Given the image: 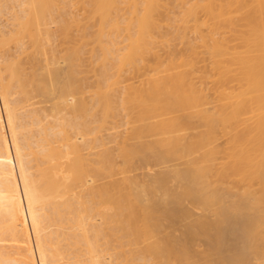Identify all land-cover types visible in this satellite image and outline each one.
Listing matches in <instances>:
<instances>
[{
	"label": "bare ground",
	"instance_id": "obj_1",
	"mask_svg": "<svg viewBox=\"0 0 264 264\" xmlns=\"http://www.w3.org/2000/svg\"><path fill=\"white\" fill-rule=\"evenodd\" d=\"M65 1L0 0V15L8 12V23L13 22V28L4 26L12 29L9 33L0 25V264H264L261 10L237 8L239 15L247 11L242 12L244 19L236 16L245 25L241 27L226 12L243 0H232V5L231 0H220L228 7L205 0L206 9L208 4L221 8L214 12L216 8L208 6L204 13L209 18H201L208 28L217 27L215 32L210 29L213 35L206 23L199 25V12L194 13L197 6L204 7V0H197V6L181 0L182 9L190 5L179 14L182 20L175 13L178 0H79L86 19L83 14L79 19L67 15L71 10L65 11ZM259 1L253 3L264 4ZM10 8L21 12L14 14ZM222 16L224 24L215 27L212 19ZM225 19L242 35H232L234 28H225ZM177 27L183 33L203 30L209 35L193 31L196 39H188ZM218 27L225 31L222 35L216 34ZM54 36L61 39L62 49L52 45ZM178 36L187 41V49ZM85 43L93 45L95 55L91 52L94 59L89 62L97 76L93 103L84 96V78H78ZM175 43L184 48L177 50ZM47 103L51 109L44 107ZM41 111L49 117L67 111L73 117L52 123ZM120 111L125 119L137 116V126H131L134 118L127 120V131L133 128L130 135H109L113 138L104 143L99 133L105 119ZM147 135L151 141L143 139ZM106 144L109 148H102ZM87 147L101 151L89 152L96 155L90 160ZM137 156L144 165L153 160L168 166L138 183L129 175ZM103 179L110 181L98 186ZM74 182L80 188L76 192L89 190V198L82 192L70 194ZM165 219L189 222L184 230L177 228L181 236H172L169 231L174 233L179 221L170 226ZM201 239L208 245L196 253Z\"/></svg>",
	"mask_w": 264,
	"mask_h": 264
},
{
	"label": "rangeland",
	"instance_id": "obj_2",
	"mask_svg": "<svg viewBox=\"0 0 264 264\" xmlns=\"http://www.w3.org/2000/svg\"><path fill=\"white\" fill-rule=\"evenodd\" d=\"M67 1H68V0H67ZM67 1H65V2H67ZM74 1H75V0H74ZM74 1L71 2V0H69L68 3H67L68 5L66 4V6H67L66 8H68V9L65 8V11H67V12L69 13L70 10H71L70 14H67V13H66V14L69 15V16H70L71 14H72L71 16H73V14H74V15L77 17V19L81 18L82 14H83L84 16H83L82 18H85V19H86L85 15L88 16V14H87V12H83V10L85 9V8L82 7L83 4L81 3V4H82V5H81V8H82V9H81L80 6H79V4H80V3H79V0H76L75 2H74ZM81 1L84 2V3L86 2L85 0H81ZM81 1H80V2H81ZM182 1H183V0H182ZM185 1L187 2V1H189V0H185ZM199 1H200V0H199ZM202 1H203V0H202ZM209 1H211V0H209ZM209 1L207 2V1L204 0V2H202V4L204 5L205 2H206V3H209ZM215 1H218V0H215ZM215 1H213V2H215ZM235 1H239V0H235ZM235 1H234V2H235ZM243 1H244V0H243ZM243 1H242V3H240V4H239V3H238V4L235 3L233 6H230L229 8H227L228 10H231L230 8L232 7V8H233L232 10H234L233 12L231 11L232 15H231L230 12H226V14H230V15H228L229 18H230V16L232 17V18H230L231 20H232L233 17H234V19H233V20H234V23H236V22H235V21H236V20H235L236 16H240V15H241V16H244L243 19L245 18V15H244V14L242 15V12H247V11H245V9L249 11L251 8H254L255 10L258 9L259 12H260V10H261V12L264 11V4H259V5H257L258 2H257V3H253V2H255L256 0H255V1L252 0V1H253L252 3H249L250 0H246V2L248 1V4L245 3V5L243 4L245 1H244V2H243ZM261 1H262V0H261ZM261 1H259V2H261ZM180 2H181V0H180V1H179V0L176 1L177 9L175 8V10L178 11V12H175V13L178 14V15H176V16H178V18H179V14H181L180 17L183 15V14H182V10H184V9H188V7L190 8V5H193V6H194V5L196 4L195 2H197V0H192V1L190 0L189 2H187V4L189 3L190 5H187V6L184 5L185 8L183 7V9L181 8L182 5L179 4ZM200 2H201V1H200ZM221 2H222V1H221ZM221 2H220V0H219V1L216 2V3H218V4L220 3V4H221ZM226 2H229V1L226 0ZM231 2H232V0L230 1V3H231ZM239 2H241V1H239ZM250 2H251V1H250ZM19 3H20V2H18V4H19ZM70 3H73V4L75 3L76 6L72 4L71 7H69V6H70ZM78 3H79V4H78ZM177 3L179 4V6H178ZM182 3H183V2H182ZM198 3H199V2H198ZM198 3H197L195 6H197ZM211 3H212V2H211ZM223 3H225V1H223ZM223 3H222L221 5H223ZM77 4H78V5H77ZM199 4L201 5V3H199ZM232 4H233V2H232L231 4H229V5H232ZM246 4H247V5H246ZM13 5H14V4H13ZM16 5H17V3H16ZM180 5H181V7H180ZM212 5H213V4H212ZM227 5H228V4H226V6H227ZM18 6H20V4H19ZM18 6H16V7L18 8ZM64 6H65V5H64ZM72 6H75L74 8H76V9H74ZM83 6H85V5H83ZM208 6H209V4L207 5V9H208ZM213 6H214V5H213ZM213 6H211V4H210L209 7H212V8H213ZM219 6H220V5H219ZM219 6L216 4V5L214 6V8H216V9H213V10L211 9V10H212V11H214V10L217 11L218 8H219ZM223 6H224V5H223ZM226 6H224V7H226ZM245 6H246V8L244 9V11L240 12V15H239V13H235L236 11H239V10L241 11V8H242V10H243V8H244ZM11 7H12V6H11ZM16 7L13 6V8H16ZM77 7H78V8H77ZM178 7H180V8L178 9ZM201 7H202V6H201ZM201 7L199 6V8H198V6H197V8L195 7L196 9L194 10V13H196V12L198 13V12H199L197 15H195V16H198L197 18H200V22H201V23L199 22V25H202V24H204V23L207 24L208 22H204V21H207V19L209 18V17L207 18V16H206L207 9H206L205 5H204L205 8L202 7V8H203V11H202V10H199ZM227 7H228V6H227ZM20 8H21V7H20ZM69 8H70V9H69ZM237 8H240V9L238 10ZM249 8H250V9H249ZM10 9H11V8H10ZM10 9H8V11H9ZM21 9H22V8H21ZM21 9H18V10L20 11ZM77 9H78V10H77ZM122 9H124V8H122ZM204 9L206 10L205 13H204ZM209 9H210V8H209ZM219 9H221V8H219ZM223 9H224V8H223ZM227 9H225V10L227 11ZM235 9H236V10H235ZM254 9H253V10H254ZM12 10L14 11V12H13L14 14H15L16 11H18V10H15V9H11V11H12ZM63 10H64V9H63ZM72 10H73V11H72ZM196 10H197V11H196ZM198 10H199V11H198ZM251 10H252V9H251ZM251 10H250V11H251ZM253 10H252V12L249 11V13H253ZM255 10H254V11H255ZM6 11H7V10H6ZM11 11H9V15H11V17H12V14H13V13H11ZM65 11H64V12H65ZM76 11H77V12H76ZM84 11H86V10H84ZM123 11L126 12L125 9H124ZM123 11H122V13H123ZM195 11H196V12H195ZM208 11H209V10H208ZM215 11H214V12H215ZM258 11H257V14H255V15L252 14V15L257 16V15H258ZM20 12H21V11H20ZM72 12H73V13H72ZM180 12H181V13H180ZM219 12L221 13V11H219ZM261 12H260V15H261V16L259 15L260 17L264 16ZM7 13H8V12H6V13L4 14V16H5ZM18 13H19V12H18ZM126 13H127V12H126ZM208 13L212 14L211 12H208ZM208 13H207V15H208ZM217 13H218V12H217ZM249 13H247V14H249ZM19 14H21V13H19ZM210 14H209V16L214 17L213 15H210ZM224 14H225V11H224ZM1 15H2V16H1ZM1 15H0V22H1L0 25H1L2 29H1V28H0V29H1V31L4 29V30H6V31L3 30L5 33H9V30H12V29H9L8 27H4V26H7V24H8V26L10 25V27H12L13 25H11V23H13V22L8 23V21H12V18H9L8 15H7V17H8L9 19L6 20L7 17H6V16L4 17L3 14H1ZM77 15L79 16V18H78ZM123 15H124V13H123ZM250 15H251V14H250ZM250 15H249V17H250ZM75 16H73V17H75ZM195 16H194V18L196 19ZM215 16H216V15H215ZM220 16H221V15H220ZM224 16H225V15H224ZM224 16H222L220 19L218 18L219 21H218V19H216V20H217V21H216L215 19H212V18H211V19L214 20L215 23H216V25H214L215 27L218 25L217 22H220L222 19L226 18V17H224ZM226 16H227V15H226ZM228 16H227V18H228ZM259 16H258V17H259ZM1 17H3V18H1ZM249 17H248V18H249ZM96 18L98 19V17H96ZM96 18L94 17V19H96ZM201 18H202V19H205V20H204V21H203V20L201 21ZM214 18H215V17H214ZM216 18H217V16H216ZM254 18H255V17H254ZM256 18H257V17H256ZM85 19H84V20H85ZM97 19H96V20H97ZM179 19H180V18H179ZM211 19H210V20H211ZM236 19H238V18H236ZM82 20H83V19H82ZM82 20L80 19L81 22H82ZM87 20H88V17H87ZM87 20L83 21V23L85 22V26H86V22H88ZM91 20H93V19H91ZM180 20H182V19H180ZM180 20H178V21H179V22H178L179 24H180V22H182V21H180ZM231 20H230V22H233V21H231ZM240 20H242V19H240ZM246 20H247V16H246ZM257 20H258V18H257ZM259 20H263V18H261V19H259ZM89 21H90V18H89ZM97 21H98V20H97ZM194 21H195V20H194ZM197 21H198V19H197L195 22L197 23ZM214 21H211V23H212L211 26H213ZM224 21H225V24H226V26L224 25V27H225V28H228L229 31H231V29L233 30V28L236 27V24H235V26H233V23H232V25H231L230 22H229V24H230L231 26H233V28L230 29V28L227 26V23H228V22H226V19H225ZM263 21H264V20H263ZM91 22H92V21H91ZM203 22H204V23H203ZM238 22L241 23V25H242V22H240L239 19H238ZM243 22H245V21H243ZM5 23H6V24H5ZM89 23H90V22H89ZM89 23H87V24H89ZM193 23H194V22H193ZM220 23H223V22L221 21ZM80 24H81V23H80ZM206 24H204L205 27L207 26V28H205V29H206V30L208 29V30L211 32L210 29H211L212 27L208 28L210 24H209V25H208V24L206 25ZM223 24H224V23H223ZM229 24H228V25H229ZM244 24H245V23H244ZM53 25H54V24H53ZM82 25H83V24H81V26H82ZM90 25H91V27H92V24H90ZM90 25H88V26H90ZM199 25H198V26H199ZM219 25H220V24H219ZM221 25H222V24H221ZM237 25H238V23H237ZM177 26H180V25L177 24ZM192 26H193V24H192ZM231 26H230V27H231ZM244 26H245V25H242L241 27H244ZM91 27H90V28H91ZM180 27H181V26H180ZM180 27H177V28H178V29H177V32H178V30H179ZM200 27H202V26H199V29H203V28H204V27H203V28H200ZM220 27L222 28L223 26H220ZM237 27H238V26H237ZM6 28H7V29H6ZM12 28H13V27H12ZM76 28H77V27H75V28L73 29L75 32H76V30H77ZM193 28L195 29V27H193ZM216 28H217V27H216ZM216 28H212V29H214V32H215V29H216ZM218 28H219V27H218ZM221 28H219V29H221ZM225 28H224V29H225ZM245 28H248V27H245ZM92 29H93V30H92L93 32L97 30L95 27H92ZM94 29H96V30H94ZM181 29H182V28H181ZM181 29H180L179 31L184 30V29H182V30H181ZM196 29H198L197 24H196ZM205 29H203V30H205ZM219 29H218V30H219ZM239 29H241L240 26H239L238 29L236 28L237 31H239ZM187 30H188V29H187ZM187 30H186L185 32H187ZM203 30H200L201 33L204 34V35H206V36H208V35H209V32L205 31V32H206V34H205V32H204V33L202 32ZM225 30H226V29H225ZM228 30H227V31H228ZM3 31H2V32H3ZM190 31H191V30H190ZM190 31H189V33H190ZM193 31H195L194 33H197V32H198V30H197V32H196V30H192V31H191L192 34H191V33L188 34V32H187L186 34H187V35H190V36H187L188 39H194V38H195V37H194L195 34L193 33ZM200 31H199V32H200ZM212 31H213V30H212ZM216 31H217V29H216ZM222 31H224V30L221 29V30H219L218 33L216 32V34L219 35L220 32H222ZM229 31H228V34H229ZM243 31H244V29H243ZM247 31H248V30H247ZM247 31L245 30L246 33L250 32V31H248V32H247ZM75 32H74V34H75ZM185 32H184V33H185ZM199 32L197 33V36L199 35ZM224 32H225V31H224ZM224 32H223V35L225 34ZM245 32H243V34H246ZM76 33H78V31H77ZM79 33H80V32H79ZM79 33H78V34H79ZM179 33H180V32H178V34H179ZM184 33H183V31H182V33H180L179 35L182 34L181 36H183ZM211 33H212V32H211ZM211 33H210V34H211ZM230 33H235V34H232V35H234V36H236V34H238V33H240V34H238V36L242 35V34H241V33H242L241 31H239V32H235V28H234V32H230ZM193 34H194V36H193ZM212 34L214 35V33H212ZM212 34H211V35H212ZM226 34H227V33H226ZM228 34H227L226 36H228ZM75 35L77 36V34H75ZM218 35H215V36L218 37ZM220 35H222V33H221ZM229 35H230V34H229ZM7 36H8V34H7ZM52 36H53V35H52ZM181 36H178L179 39L177 38V40H181V38L183 39V37H181ZM230 36H231V35H230ZM234 36H233V37H234ZM57 37H58V36H57ZM57 37L54 36L55 39H53V37H52V40L54 41V43L52 44L53 41H51V40H50V43H51L52 45L55 44V47H57V44H58V46L61 47V39H58L59 37H58V38H57ZM197 38H198V37H197ZM57 39H58V40H57ZM195 39H196V38H195ZM25 40H26V39H25ZM27 40H28V38H27ZM27 40H26V41H27ZM177 40H176V41H177ZM26 41H25V42H26ZM59 41H60V42H59ZM27 42H29V41H27ZM27 42H26V43H27ZM180 42H181V41H180ZM180 42L177 41V43H180ZM198 42H199V41H197V43H198ZM26 43H25V44H26ZM177 43H175V45H176ZM181 43H183L184 45H186V44H187V41L183 39ZM27 44H28V43H27ZM27 44H26V45H27ZM29 44H30V42H29ZM86 44H87V45H86ZM88 44H89V45H88ZM199 44H201V43L199 42ZM233 44H234V43H233ZM85 45L87 46V47H86V46L83 47V49H85V50L81 49V50H83V51H85V52L81 53V55H80L81 57L83 56L84 59H83V57H82V58H80V61H78V69H79V67H80L81 70H79V71L82 72V73H81V72H78V73H80V74H78V75H81L80 77L78 76V78H79V79H81V78L83 79V78H84L83 81H85V82L82 81V82H83L82 85L85 83V85H84L83 87H86V88H84V92H86V93H84V96L86 95L85 97H88V98H89V99L87 98V101H88V100L91 101V98H92L91 96L93 95V93L96 91V88H97V86H96V85H97V84H96V83H97V80H96L97 78H96V79L94 78V77H97V76H95L96 71L94 70V68H93V67L90 68V66H93V64L90 65V63H89V62L92 63V62H93L92 60L94 59L93 56L91 55V52H93V48H92L93 45L91 44V45H92V46H91L90 43H85ZM178 45H179V46H178ZM178 45H176V49H177V50L179 49V47H181V49H182V47L184 46V45L182 46V45H180V44H178ZM13 46H14V44H13ZM27 46H28V45H27ZM119 46L122 47L123 44L120 43ZM197 46H198V45H197ZM231 46H233V45L231 44ZM236 46L240 47L239 45H236ZM10 47H12V45L9 46V48H10ZM88 47H89V48H88ZM188 47H189V46H188V44H187L186 49H187ZM201 47H202V45H201ZM201 47H200V45L198 46V48H201ZM234 47H235V46H234ZM7 48H8V47H6V49H7ZM29 48H30V47H29ZM90 48H91V49H90ZM183 48H184V47H183ZM202 48H203V47H202ZM13 49H15V48H12V50H13ZM58 49H59V48H58ZM60 49H62V47H61ZM12 50H11V51H12ZM90 50H91V51H90ZM179 50H180V49H179ZM9 51H10V50H9ZM9 51L7 50L6 53L8 54ZM88 51H89V52H88ZM13 52H15V50H13V51L11 52V54H13ZM86 52H87V53H86ZM85 53H86V55H85ZM7 54H6V55H7ZM64 54H65V53H64ZM82 54H83V55H82ZM90 55H91V56H90ZM93 55H94V52H93ZM8 56L11 57L12 55L8 54ZM14 56H15V55H14ZM14 56H13V57H14ZM88 56H89V57H88ZM94 56H95V55H94ZM91 57H92V58H91ZM90 58H91L92 60H91ZM81 59L83 60V63H82V64H81V62H82ZM90 60H91V61H90ZM79 62H80V63H79ZM88 64H89V65H88ZM80 65H82V66H80ZM26 66H27V65H26ZM27 67H28V66H27ZM81 67H82V68H81ZM64 68H66V64H65V63H64ZM87 68H88V69H87ZM89 68H90V69H89ZM89 71H90V72H89ZM111 72H113V71H111ZM83 74H84V75H83ZM85 74H86V75H85ZM92 75H93V76H92ZM82 76H84V77H82ZM85 78H86V79H85ZM87 78H88V79H87ZM91 79H92V80H91ZM88 80H89V81H88ZM136 81H137V80H136ZM91 82H92V83H91ZM135 83H136L135 85H139L138 82H135ZM90 84H91V85H90ZM122 85H124V84L122 83L121 86H122ZM92 86H93V87H92ZM119 86H120V85H119ZM121 86H120V87H121ZM95 87H96V88H95ZM123 87H124V86H122V88H123ZM85 90H87V91H85ZM89 90H90V91H89ZM87 94H88V96H87ZM89 94H90V95H89ZM90 97H91V98H90ZM34 101H37V99L34 100ZM90 101H88V103H93V102H92L93 99H92L91 102H90ZM39 104H41V103H39ZM43 104H44V103H43ZM47 105H49V106H47ZM90 105H91V104H90ZM42 106H43V105H42ZM42 106H41V105H40V106H39V105H37V106L35 105L34 107H40V108H41ZM45 106H47V107H49V108L51 109L50 103H49V104H48V103L45 104L44 107H45ZM44 107H43V108H44ZM50 109H49V113L47 112L48 114H50ZM46 111H48L47 108H46ZM51 111H52V110H51ZM41 112L43 113V111H41ZM44 113L46 114L45 111H44ZM44 113H43V114L40 113V115H41V116H42V115L45 116ZM52 113H53V116H55V117L52 116L54 119H51V118H52V117H51ZM52 113H51L50 117L46 114V115L50 118V120H52V123H53V121H56V120H58V119H60V120L64 119V120H65V118L67 119V118H71V117H73V116L70 117L71 114H70V113L68 114L67 111H66V113H64V111H63V113L61 112V115H56L54 112H52ZM54 114H55V115H54ZM58 114H60V113H58ZM63 114H65V115H63ZM123 114H124V115H123ZM123 114H122V112L120 111V114H119V113L116 114L114 118H113V117H112V118L110 117V119H113L114 121H113V120H110V119L108 120V118L105 119V120H106L105 123H104V124H105V129H104L105 131L102 130L101 132H103V133H101V132L99 133V136H103L102 139H104V143H108V142H105V141H107V140L109 141L111 138H113V137L116 136V135H117V136H116V139H117V138H118V135L121 136V135L123 134L124 131L127 132V134H128L129 132H132V131H133V128H132V127H134L133 124H134L135 126H137L136 123H133V122H135V118H138L137 116H136V117H133V116H132V117L129 118V119H125V117H126V116H125V112H123ZM66 115H69V116H68V117H65ZM63 116H64V118H63ZM97 116H99V114H98ZM118 116H119V117H118ZM134 116H135V115H134ZM117 117H118V120H117ZM49 118H48V120H49ZM120 118H121V120H120ZM127 118H128V116H127ZM133 118H134V120H133ZM30 119H31V121L33 120L32 118H30ZM130 119L133 120V121H130ZM139 119H140V117H139ZM139 119H136V121H138ZM27 120H29V119H27ZM127 120H129L130 122H132V123H131V124H132V125H131V126H132V127H131L132 130L129 129V132L127 131V130H128L127 128H130V125H127L128 123L125 124V122H127ZM29 121H30V120H29ZM31 121H30V123H31ZM151 121L154 122V119L151 120ZM155 121H156V119H155ZM138 122H139V121H138ZM138 122H137V123H138ZM140 122H141V121H140ZM140 122H139V123H140ZM107 123H108V124H107ZM113 123H115V126H116V127L114 126ZM121 123H122V124H121ZM31 124H32V123H31ZM129 124H130V123H129ZM51 125H52V124H51ZM92 125H93V124H92ZM96 125H99V124H98V123H95V125H93V126L96 127ZM108 125H109V126H108ZM119 125H120V126H119ZM138 125H139V124H138ZM140 125H141V123H140ZM31 126H34V125H31ZM107 126H108V127H107ZM112 126H113V129H112ZM118 126H119V127H118ZM109 127H111V128L109 129ZM123 127H124V128H123ZM107 128H108L110 131H109ZM125 128H126V130H125ZM106 129H107V130H106ZM35 130H36V129H35V127H34V131H35ZM110 132H111V133H110ZM115 133H116V134H115ZM120 133H121V134H120ZM133 133H134V132H133ZM107 135H108V136H109V135H111V136L114 135V136H113V137H111V136L107 137ZM124 135H126V133L123 134V137H124ZM129 135H130V133H129ZM135 135H138V134H135ZM135 135H134V136H135ZM151 135H152V134H151ZM132 136H133V135H132ZM142 136L144 137V134H143ZM142 136H141V137H142ZM145 136H146V135H145ZM154 136L156 137V135H153V137H154ZM105 137H106V138H105ZM123 137H122V138H123ZM148 137H150V136L147 135V137H146V138H143V139H146V141H151V140H150L151 137H150V139H149ZM153 137H152V139H153ZM155 137H154V138H155ZM157 137H158V136H157ZM107 138H108V139H107ZM109 138H110V139H109ZM114 138H115V137H114ZM128 138L130 139L129 141H132L131 138H130V136H129ZM135 138H136V137H135ZM147 138H148V140H147ZM79 139H81V138H79ZM79 139H78V140H79ZM113 140H114V139H113ZM120 140H121V138H120ZM137 140H139V139L136 138V141H137ZM80 141H81V140H80ZM102 141H103V140H102ZM118 141H119V140H118ZM112 143H113V142H112ZM116 143H117V142H115L114 147H115V145H117ZM133 143H134V142H133ZM133 143H131V144H132V145H135L137 142H135V144H133ZM128 144H130V143L128 142ZM106 145H107V144H106ZM109 145H111V143H110ZM109 145H107L106 147L103 146L102 148H107ZM111 146H113V144H112ZM111 146H110V147H111ZM116 147H117V149L119 148L118 146H116ZM116 147H115V148H116ZM97 148H98V149H97ZM97 148H96L97 151H98V150L101 151V150H100L101 148H99V147H97ZM108 148H109V147H108ZM111 148H113V147H111ZM115 148H114V149H115ZM93 149H95V148H93ZM117 149H115V150H117ZM84 150L86 151L85 148H84ZM84 150H83V151H84ZM87 150H89L88 147H87ZM96 150H93V151H92V149H91V151H90V150H89V151H86L87 154H85V155H88L89 152H94V151H96ZM99 151H98V152H99ZM113 151H114V150H113ZM86 152H85V153H86ZM115 152H116V151H115ZM115 152H114V153H115ZM83 153H84V152H83ZM83 153H82V154H83ZM94 153H95V152H94ZM147 153H148V152H147ZM91 154H92V153H91ZM115 154H116V153H115ZM149 154H151V153H149ZM149 154H148V155H149ZM85 155H84V156H85ZM94 155H95V154H94ZM94 155H92V157H91V155H88L89 158H90V160L93 159ZM151 155H152V154H151ZM151 155H149L150 157H149V156H146V157H147V158L149 157L150 159H152L151 157H153V156H151ZM88 156H87V157L85 156V157L88 158ZM95 156H96V155H95ZM115 156L117 157V154H116ZM118 157H119V156H118ZM118 157H117V159H118ZM89 158H88V159H89ZM135 158H136V157H135ZM149 158H148L147 160H149ZM94 159H95V158H94ZM115 159H116V158H115ZM117 159H116V161H117ZM137 159H139V162L141 161V160H140V157L137 156V158L134 159V160H135L134 163H133V167H134V168L132 167V170H131V168H130V170H131L132 172H131V173L129 172L130 174H129V173H128V174H129L131 177L133 176L134 179L136 178L135 180L138 181V183H144V182L149 181V176H150V175H154L153 172H155V171H156V172H159V171L165 169V168L168 166V162H167V164H159L158 162H155V161H153V160H151V162H150V160H149V164H148V163H147V164L145 163V165H144V162H143V164L140 162V163H141V164H140V163L137 161ZM118 160H119V159H118ZM119 161H121V158H120ZM119 161H118V162H119ZM171 161H172V160H171ZM173 161H174L176 164H178V163L181 162V161H177V162H178V163H177L175 159H174ZM137 162L139 163V166L137 165V164H138ZM145 162H146V161H145ZM154 162H155L156 164L158 163L159 165L154 164ZM174 162H173V163H174ZM116 163H117V162H116ZM150 163H151V164H150ZM173 163L170 162L171 165L169 164V166L175 165V163H174V164H173ZM135 164H136V166H135ZM142 165H143V166H142ZM148 165L150 166V168L148 167ZM155 165H156V166H159V167L156 168ZM162 166H163V167H162ZM136 167H137V168H136ZM139 167H141V168L138 169ZM182 167H183V166H181V168H182ZM64 169H65V168H64ZM136 169H137V170H136ZM158 169H159V171H157ZM149 170H150V171H149ZM156 172H155V173H156ZM134 175H135V176H134ZM66 176H67V175H66ZM117 176H118V175H117ZM118 177L120 178L121 175L119 174ZM139 177H140V179H139ZM119 178H118V179H119ZM150 178H151V177H150ZM114 179L118 180L117 177H116V175H115V178H114ZM138 179L141 180V181H139ZM103 180H104V181H101V180L98 181L99 183H100V182H101V183H100V184H97V185H98V186H101V184L103 185L105 182H107V181L109 182V181H110L109 179H103ZM105 180H106V181H105ZM108 182H107V183H108ZM74 183H75V182H74ZM107 183H105V184H107ZM76 184H77V182H76L75 184H73V185H75V186H73L75 192H74L73 190H71V191H73V192H71L70 194H75V195H76L77 193L80 192V194H78V195H81V192H82V195H81V196H82L83 198H85V199L89 198V196H90V194H89L90 192H88L89 190L87 189V191H86V190L84 189V190L86 191V192H85V191L81 188L82 191L79 190L78 192H76L77 189H80V188H78V186H77ZM171 184H172V183H171ZM174 184H177V185H178V183H176V182H174L173 185H174ZM173 185H172V186H173ZM122 186H123V185H122ZM79 187H81V186H79ZM173 187H175V186H173ZM73 188H72V189H73ZM75 188H76V189H75ZM124 191H125V190H124ZM83 192H84L85 194L88 193L87 197H85V195H83V194H84ZM70 197H74V196H73V195H70ZM76 197H77V196H76ZM186 204H187V206L191 207V205H189V202H188V201H185V204H184V205H186ZM190 204H191V203H190ZM105 206H106V205H105ZM192 207H193V211H194V206L192 205ZM192 207H191V208H192ZM106 208L108 209V207H106ZM110 211H111V210H110ZM194 212L199 213V212H201V210L195 207V211H194ZM208 213H209V214L212 216V218H213V214H211V212H208ZM208 213H207V215H208ZM209 218H211V217H209ZM98 219H99V218H98ZM177 219H178V218H177ZM213 219H214V218H213ZM166 220H167V219H165V222H164V223H168V225H170V226L177 224V223H174V222L179 221V222H178V225H177V226L175 225L176 227L174 228V230H176V231L169 229V230L173 231L174 233H172V232H170L169 230H166V229H165V231H169V233H171L170 235H172V236H177V235H180V236H181L182 233H178V231H177L178 229H177V228H179V230H180V229H181V230H184V228H185L184 226L186 225L187 222H189L188 220H187V221H184V219H183L182 222H181L180 219L177 220V221H174V219H169V221H168V220L166 221ZM170 220H172V222H171ZM169 222H171V223H169ZM180 222H181V223H180ZM182 223H183V224H182ZM181 224H182V225H181ZM184 224H185V225H184ZM168 225L165 224V226H168ZM183 225H184V226H183ZM178 226H179V227H178ZM180 226H181V227H180ZM182 227H183V228H182ZM165 228H166V227H165ZM168 228H169V227H168ZM171 228H172V227H171ZM180 232H181V231H180ZM167 233H168V232H167ZM169 233H168V234H169ZM175 233H176V234H175ZM202 241H203V240L201 239V240L197 243V245H198V244H199V245H198L197 247L195 246V247H196L195 250L197 251L196 253H200V252H198L199 248H200L199 251H201V250H204L205 247H207L208 244L205 243V242H202ZM204 243H205V244H204ZM202 244H203V245H202ZM205 245H206V246H205ZM199 246H200V247H199ZM198 247H199V248H198ZM197 248H198V249H197ZM209 248H210V247L208 246V251L210 250ZM206 249H207V248H206ZM205 251H206V250H205ZM201 252H202V251H201Z\"/></svg>",
	"mask_w": 264,
	"mask_h": 264
}]
</instances>
